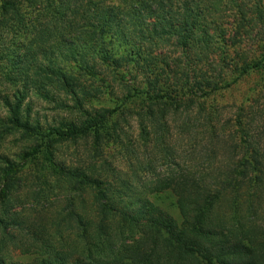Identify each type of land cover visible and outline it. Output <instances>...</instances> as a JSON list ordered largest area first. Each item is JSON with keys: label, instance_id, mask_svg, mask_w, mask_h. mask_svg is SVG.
Wrapping results in <instances>:
<instances>
[{"label": "rangeland", "instance_id": "obj_1", "mask_svg": "<svg viewBox=\"0 0 264 264\" xmlns=\"http://www.w3.org/2000/svg\"><path fill=\"white\" fill-rule=\"evenodd\" d=\"M1 1L5 0H0V23L5 19ZM124 1L53 0L51 7L50 0H18V11H13L17 17L39 25L59 19L70 27H61L62 35L68 39L82 38V26L97 25L90 16H97L102 6L114 5L121 19L117 26L120 31L115 34L117 39L121 38V46L111 51L114 65L109 69L99 61L101 46L96 48L97 52L85 46L69 50L58 39L56 43L48 41L47 52L35 42L25 50L19 49L16 59L22 60L20 69L25 72L24 85L19 88L28 92L25 105L32 108L24 106L22 112L26 115L30 111L31 123L49 130L71 123L81 129L87 122L102 121L92 136L70 137L59 145L57 160L61 159L63 164L56 163L57 167L86 173L106 159L113 183V174L130 175L139 162H152L161 166L159 171L165 170L160 158L172 148L173 159L181 169L177 175L192 171L212 182L218 172H225L232 165L229 160L239 159L236 154L241 158L246 155L248 145L264 152V63L255 66L264 58V0H145L141 11L145 17L134 12L132 2ZM53 27L48 24L46 28ZM163 29L168 34L160 37ZM142 32L148 34V41L141 40ZM21 33L24 32L14 18L9 25L0 24V34L7 42L11 38L15 42ZM5 52L8 54V50ZM74 62L80 68L93 66L100 70L95 79L79 77L80 81L57 83L49 70L72 75ZM37 74L44 76L41 91L35 83L39 80ZM9 85L5 84V72L0 68V188L1 171L9 163L21 165L20 156L31 145V140H23L16 125L18 129H9L16 114L5 107L3 100L5 91L13 92ZM70 86L81 87L77 88L78 99L64 90ZM161 90L175 101H160ZM129 94L133 96L130 99ZM104 127L117 140L115 143L116 138L104 137L102 141L107 142L103 145L104 157L100 158L95 137ZM216 165L219 171L210 176ZM38 168L29 165V185L35 184L41 173L45 175V168ZM164 197L160 202L153 201L184 223L178 208L171 205V198ZM84 198L91 202V195ZM254 199L242 203L237 210L223 205L217 208L218 222L225 221L226 226L235 228L237 216H245L249 222L254 219V223H264V185L256 190ZM224 200L232 201L229 191ZM134 208L138 210L140 205ZM3 214L5 209L0 207V216ZM159 216L154 215L155 219ZM191 223L193 219L189 220ZM168 251L165 248L161 252L162 264L168 260ZM12 254L13 264L30 261L20 258L19 252Z\"/></svg>", "mask_w": 264, "mask_h": 264}, {"label": "trees", "instance_id": "obj_2", "mask_svg": "<svg viewBox=\"0 0 264 264\" xmlns=\"http://www.w3.org/2000/svg\"><path fill=\"white\" fill-rule=\"evenodd\" d=\"M129 1L133 3L134 12L145 17L141 11L146 1L124 2ZM1 2L5 19L0 24L9 25L14 18L19 22L20 31L24 32L15 42L14 38L7 42L0 34V68L5 72V84L9 83L8 87L13 90L12 93L5 91L3 100L11 113H18L11 118L9 129L19 128L23 140H31V145L21 154V165L9 163L1 171L0 207L5 209V214L0 216V264H13L10 262L13 252H19L20 258L30 259L22 264H162L161 252L165 248H169L165 254L166 264H264V223H254V219L249 222V218L237 216L236 227L230 228L225 221L218 222L215 215L222 205L237 210L250 198L255 201L256 190L260 191L264 185L263 150H253L247 144V137L245 144L249 149L246 155L241 158L236 154L239 159L229 160L232 165L225 172H218L219 165H216L217 168L209 173L211 176L218 172L212 182L205 180L207 176L192 171L177 175L181 169L179 162L173 159L172 148L160 158L165 170L159 171L161 166L152 162H139L130 175L113 174V183L109 176L112 169L106 159L86 173L57 167L56 163L63 164L61 159L57 160L59 145L70 137L92 136L102 121L87 122L81 129L71 123L65 128L49 130H43L39 123H31L30 111L26 115L22 112L24 106L28 110L32 108L30 104L25 105L28 92L24 87L19 88L24 85L25 72L20 69L22 60L16 56L34 42L47 52L48 41L56 43L60 39L63 47L69 50L85 46L97 52V47H103L99 61L109 69L114 65L111 51L121 46V38L115 36L120 31L117 28L121 20L118 9L114 5L100 7L97 16H90V20L94 19L98 24H91V28L82 26V38L68 39L61 30L66 24L59 19L35 24L15 15L13 11H18V0ZM52 5L53 0H50ZM48 24L53 25V29L46 28ZM166 34L167 30L160 31V37ZM147 35L146 32L139 34L142 41L149 40ZM263 63L264 58L255 66ZM78 66L80 64L74 62L70 69L72 75L62 70L49 71L57 83L68 84L80 81L79 77L95 79L100 70L93 66ZM37 76L39 80L35 83L41 91L44 76ZM77 88L81 87L70 86L64 90L78 99ZM161 91L160 101H175L165 90ZM132 97L129 94L128 99ZM104 137L107 140L116 138L106 127L97 133L96 153L100 158L104 157L103 145L107 142L102 141ZM119 154L125 156L126 152ZM29 165L35 170L38 167L46 170L45 175L41 173L32 185L26 178ZM114 186L118 188L114 189ZM251 188L253 191L250 192ZM227 191L231 194V202L224 200ZM85 195H91V202L85 200ZM165 195L171 198V205L178 208L184 223H179L171 212L153 201L160 202ZM137 205H140L138 210L134 208ZM159 214L161 216L155 219L154 215ZM190 219H193L191 224Z\"/></svg>", "mask_w": 264, "mask_h": 264}]
</instances>
